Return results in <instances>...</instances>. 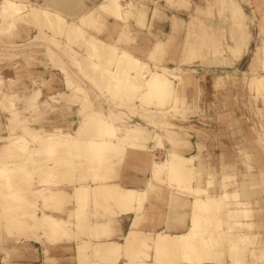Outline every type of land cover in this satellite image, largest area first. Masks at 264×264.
<instances>
[{
    "label": "bare ground",
    "instance_id": "1",
    "mask_svg": "<svg viewBox=\"0 0 264 264\" xmlns=\"http://www.w3.org/2000/svg\"><path fill=\"white\" fill-rule=\"evenodd\" d=\"M224 1L229 3L224 8L231 11L232 17H240L235 22L245 20L246 14L239 0ZM135 9L132 2L123 4L121 0H103L92 10L81 0H0V54L6 55L5 49L9 47L4 48V45L14 46L15 39L28 38L29 26L34 24L37 28L30 42L45 47L44 54L49 61L39 63L63 74L62 82L71 92L53 91V79L31 77V74L30 85L20 83V78L12 75L17 69L0 62V107L9 113L8 122L12 126L9 136L0 144V193L10 186L13 188L0 201V215L4 211L15 218L4 229V237L9 240L28 233L37 240L43 237L57 242L85 235L87 239L75 245L78 264H118L122 257L125 264H264V215L261 214L264 194L257 189L259 178L240 182L239 188L245 190L239 192L228 190L226 182L230 175L227 172L222 173L224 184L220 189L209 176L207 186H200L199 167L195 163L197 156L178 151L176 144L180 140L173 138L175 132L168 130L172 151L166 160L152 161L146 152L147 156L142 155L143 151L139 157V154L134 155L138 157V167L142 165L140 170H150L152 174L148 185L126 187L118 180V170L126 165L130 150H143L151 135L139 126L122 131L112 123L118 118L116 113L104 116L91 110L89 93L77 81L71 80V75H81L100 90L116 95L111 98L119 99L120 104L124 102L120 101L124 92L141 90L135 102L141 109L145 103L162 108L166 104L176 106L183 80L174 85L171 75L177 76L171 74L173 69L169 66L174 62H159L174 48L178 24L184 21L171 17L167 35L153 42L141 57L136 54L139 49L118 46L124 40L135 41L129 24L135 17ZM107 16L124 23L114 27L115 32L120 31L118 39L110 36L104 41L97 34ZM143 19L144 16L138 13L137 22L143 24ZM233 26L242 30L247 22L242 25L233 22ZM74 44L82 46L84 51L73 47ZM259 52H264V39L253 55L248 71L254 69L257 59L264 57ZM24 59L30 64L34 58L25 53ZM207 63L212 64V61ZM152 64L159 66V70H152ZM253 78L256 81L252 87L260 93L264 89V74ZM44 92L49 93L43 97ZM130 95L127 98L129 96L131 101L134 97ZM70 103L80 104L78 114L81 118L74 131L64 130L59 124H54L51 129H46V125L40 129L30 125V117L41 114L56 113L60 120L64 113L62 106ZM142 116L149 118L145 114ZM16 126L22 133L15 132ZM256 163L264 173V162L258 159ZM226 168L222 165V169ZM70 171L79 173L73 177ZM194 179L198 181L196 185L192 184ZM162 183L168 186V194L164 197L167 208L164 210L163 206L164 211L162 208V211L150 209L153 212L147 224H143L150 198L156 196V202L163 198L165 186L162 190ZM250 186L253 190H246ZM232 198L239 206L231 207ZM128 215L135 218L123 241L114 240L118 220ZM158 215L164 216L165 229L156 231Z\"/></svg>",
    "mask_w": 264,
    "mask_h": 264
},
{
    "label": "rangeland",
    "instance_id": "2",
    "mask_svg": "<svg viewBox=\"0 0 264 264\" xmlns=\"http://www.w3.org/2000/svg\"><path fill=\"white\" fill-rule=\"evenodd\" d=\"M239 1L246 17L243 21L235 22L240 17L235 16V19L232 17L231 11L224 8L225 4H229L224 0H168L173 6L179 4L180 8L189 10L186 11L187 15L185 16L173 15L184 22L178 24L174 48L172 50L169 48L171 50L169 53L166 50L168 55L165 54L159 62V64L168 61L174 62L169 64L173 69L171 74L177 76L171 75L174 85L183 80V88L178 93L179 101L174 107L166 104L162 108L154 103H145V107L142 109L137 107L135 105V102H137L136 97L141 90L132 91V93L130 91L124 92L125 94L123 93L121 96L124 97L125 95L126 98L122 99L120 97V101L124 100L125 103L120 104L119 99L114 100L116 95H112L114 97L111 98L110 93L100 90L94 83L81 75L72 74L71 80L77 81L89 93L91 110L99 111L104 116L116 113L118 118L113 119L112 123L122 131L135 126L144 127L151 135V139L143 150H137V152H146L151 156L152 161L163 162L169 157L172 144L168 141L171 134L167 131L170 130L175 132L173 138L180 140L176 144L178 151L187 156H197L195 163L199 167L198 173L201 182L194 179L192 184L196 185L198 182L202 187L207 186V176H209L215 179L217 187L220 189V185L224 181L222 173L227 172L230 178L226 183L229 184L228 190L230 192H239L240 189L242 191L243 188H239L242 181L249 180L250 182L253 178H259L260 187H257V189L259 188L261 190L259 192L264 194V173L260 171L259 165L256 163L258 159L259 161L261 159L262 163L264 162V89L257 93L252 87V83L256 81L253 77L264 74V57L257 59L253 66L254 69L248 71L249 63L253 59V55L256 54L257 47L264 39V0ZM121 2L124 4L123 1ZM131 19H135V17ZM68 21L71 20L68 19ZM244 21L247 22L246 27L243 26L242 30L234 29L233 22L242 25ZM29 28L28 38L15 39L16 44L14 46L11 44L4 45V48H9L5 49L6 55L0 54V62H4L8 68L12 66L17 69L16 72H12V75L20 78V83L30 85L29 76L31 74V77L53 79L54 91H61L65 88L62 76L54 68L46 69L43 64L39 63L49 61L44 54L45 47L30 42L31 36L35 33L37 27L31 24ZM103 29H105V24L100 26V30ZM136 40L137 38H135ZM64 41L67 43L66 38H64ZM130 41L126 40L124 44L129 45ZM73 47L84 51V48L78 44H74ZM18 52L19 55H17ZM10 53L11 56H9ZM25 53L33 56L32 63H26ZM259 54L264 56V52H259ZM171 58H174V60ZM209 60L212 61V64L207 63ZM51 64L49 66H52ZM151 69L159 70V66L152 64ZM43 87L45 88L46 85ZM66 93L71 92L66 90ZM126 93H128L127 95L131 94L130 96L135 99L133 98L130 101V97L127 98ZM46 94L47 92H44L43 97ZM21 104L22 102L19 103V106ZM72 104L68 105L67 112L61 114L62 118L68 117L61 121L64 126L61 122H58L60 121L58 120L60 115L56 113L48 116L41 114V116H35L36 118L31 116L32 122L30 125L38 129H40V126L46 125V129H51L54 124H59L64 130L74 131L81 116L79 115L77 120L75 113L72 111L74 106ZM130 105L134 107H130ZM142 114L148 115L149 118H144ZM8 116L7 110L0 107V144L5 142L4 139L9 136V130L12 128L8 122ZM52 116L55 119L49 120L48 118ZM14 129L16 133H22L20 127L16 126ZM87 134L89 135L88 132ZM198 163L200 164L198 165ZM222 165L227 166V168L222 169ZM78 173L73 172L72 176L74 177ZM243 174L246 177H243ZM159 184L161 183L159 182ZM10 188L13 189L11 186ZM10 188H6L0 193V201L11 190ZM167 189L166 183H162L163 198L158 199L156 202V196L152 197L158 206H156L157 211H160L161 208L163 210V206L164 210L167 207L165 204V198L168 194ZM251 189L253 190L252 186L246 188V190ZM231 203L233 208L239 206L233 198ZM160 206L162 207L160 208ZM150 209H147L148 214L151 213ZM186 211H189V209ZM262 211L261 214L264 215V208ZM39 212L37 210V213ZM14 219L12 214L2 211V215H0V244L6 243L7 239L4 237L3 231L11 225ZM125 226L122 233H125ZM31 235H28V233L16 235L14 239L33 238ZM123 236L124 234L121 237H116V239L122 242ZM75 237L72 239L77 243L87 239L85 235ZM224 258L227 259V256H224ZM118 264H125L124 257L120 259Z\"/></svg>",
    "mask_w": 264,
    "mask_h": 264
},
{
    "label": "crops",
    "instance_id": "3",
    "mask_svg": "<svg viewBox=\"0 0 264 264\" xmlns=\"http://www.w3.org/2000/svg\"><path fill=\"white\" fill-rule=\"evenodd\" d=\"M81 1L85 5H87L90 10H92L96 7V5L101 3L103 0H90V1L89 0H81ZM121 1H123L124 4H127L128 2L129 3L132 2L134 4V6L136 7L135 12H134L135 19H130L129 24L133 30V34H134L133 36H135L137 38V40L136 41H130L129 45H125L124 44L125 40H124V42L119 43L118 46L120 48H127L130 50L131 49L135 50V48L139 49L140 51L139 52L136 51V54L141 56V57H142V55H145L144 52H146L147 49L151 47L153 42H155L158 38H164L167 35L166 33H168L170 30L171 17L173 15L185 16V15H187L186 11H189V10H185L184 8H180L179 4H176L175 6L171 5V3L168 2V0H121ZM138 13L142 14L144 16L143 24H139L137 22ZM65 15H67V14H65ZM114 21H115V19H113L109 16H107L105 18V29L101 30V32H97L99 38H101L104 41L107 40L110 36H112L114 39L119 38L120 31L118 30V32H115V30H114L116 28L115 25H123L124 23H122L120 20L119 21L116 20L117 22L116 21L114 22ZM94 32H96V31H94ZM106 34H108V35H106ZM141 37H143V38H141ZM145 39H146V41H145ZM147 41H148V43H146ZM140 48H142V49H140ZM60 76H62V74H60ZM66 90H67L66 88L61 89V92L66 93ZM47 93H49V92H47ZM50 93H51V91H50ZM68 105L69 104L62 106V109H64V113L68 111L67 110L69 108ZM72 105H74L72 107V111L75 113L76 118L78 120L79 119L78 118V116H79L78 111L80 108V104L75 103ZM66 118H68V117H66ZM61 121H64V119L62 117L60 118V122ZM61 124H62V122H61ZM139 153L140 152H137V151L135 152L133 150H130V152L128 153V155L126 157V163H124L127 166L126 165H124L126 167L123 166L124 170L122 169V167H120V169L118 170V175H119L118 180L122 184H124V186H126V187L144 188L148 185L149 181L152 178V174H151L150 170L142 171V170H140L141 169L140 166H142V165H140L138 167L139 164H137L136 161H138L137 158L141 154V153L140 154ZM137 154H139L138 157H135V156H137ZM143 154L146 155V153H142V155ZM132 156H134V157H132ZM134 158H136L135 162H133ZM131 163H132V165H130ZM125 184H127V185H125ZM128 185H130V186H128ZM135 186H137V187H135ZM150 200H152V201H150ZM150 200L146 204V210L148 208L149 209L150 208L156 209L158 206L156 204H155V206H153V204L156 203L155 199L150 198ZM151 214H152V212L150 214H148L146 211V220H145L146 222H144L143 224H147V221L149 220V217L151 216ZM134 218H135L134 215H128V216H123L122 218H120V220H118L116 227H115L116 231L113 234L114 240H117L116 237H121L122 234H125L128 231V229L130 228V225L133 222ZM162 218H164V216L162 217L160 215H158L156 218V220H157V221H155L156 222L155 223L156 224V227H155L156 231L162 230L163 228L165 229V225H164L165 218L164 219H162ZM162 220H164V221H162ZM125 224H126V226H125ZM124 226H125V233H122V229L124 228ZM41 239L42 240H37L36 238L33 237V238H22L20 240H17V239L12 238V239L5 241L6 243L0 244V264H27V263L28 264H71V263L72 264H78V263H76L77 262V255L75 252V247H76L75 245H77V242L75 240H71V241L60 240L57 242H51V241H47L43 237ZM24 247H26V248H24ZM31 248L33 250H31Z\"/></svg>",
    "mask_w": 264,
    "mask_h": 264
}]
</instances>
